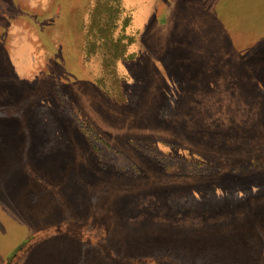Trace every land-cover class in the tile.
<instances>
[{"label":"rangeland","instance_id":"obj_1","mask_svg":"<svg viewBox=\"0 0 264 264\" xmlns=\"http://www.w3.org/2000/svg\"><path fill=\"white\" fill-rule=\"evenodd\" d=\"M262 164L264 0H0V264H264Z\"/></svg>","mask_w":264,"mask_h":264},{"label":"trees","instance_id":"obj_2","mask_svg":"<svg viewBox=\"0 0 264 264\" xmlns=\"http://www.w3.org/2000/svg\"><path fill=\"white\" fill-rule=\"evenodd\" d=\"M121 9V7L120 6H118V8H117V10H120ZM109 19H111V20H109ZM112 19H113V21H112ZM113 22H115V19L114 18H107V19H105V21L104 22H102L101 24H100V32L102 33V38L103 37H105L104 36V34H103V29H106V28H108L109 29V31H110V29H112V31H113ZM115 31V30H114ZM113 31V32H114ZM118 37V38H117ZM116 37V39L119 41L120 40V38H119V36H117ZM110 58V57H109ZM264 164H262V166H263Z\"/></svg>","mask_w":264,"mask_h":264}]
</instances>
